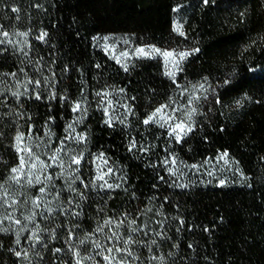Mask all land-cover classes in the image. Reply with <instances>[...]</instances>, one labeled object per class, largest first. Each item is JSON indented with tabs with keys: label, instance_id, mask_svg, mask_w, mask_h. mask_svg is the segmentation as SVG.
I'll list each match as a JSON object with an SVG mask.
<instances>
[{
	"label": "trees",
	"instance_id": "obj_1",
	"mask_svg": "<svg viewBox=\"0 0 264 264\" xmlns=\"http://www.w3.org/2000/svg\"><path fill=\"white\" fill-rule=\"evenodd\" d=\"M178 5L184 35L173 29ZM103 32L190 52L174 78L158 56L124 67L96 46ZM0 41V182L19 162L18 131L50 132L57 144L73 124L84 137L77 191L65 188L24 229L0 222V264H106V250L129 236L137 259L113 253L127 264H264V0H0ZM191 85L203 86L200 96L180 100ZM175 97L192 129L179 143L143 123ZM219 152L245 180L220 185L202 174ZM101 154L112 171L96 180Z\"/></svg>",
	"mask_w": 264,
	"mask_h": 264
},
{
	"label": "rangeland",
	"instance_id": "obj_2",
	"mask_svg": "<svg viewBox=\"0 0 264 264\" xmlns=\"http://www.w3.org/2000/svg\"><path fill=\"white\" fill-rule=\"evenodd\" d=\"M185 9L186 8L184 5H178L175 7L173 29L176 26H181L180 30L183 32ZM175 32L178 33L177 31ZM95 44L110 58H112L116 62L119 61L117 63L124 67L127 66L131 59L142 56L136 51V49L143 47L146 49L150 56H158L159 58H161L166 74L175 73V76L178 74L182 63L185 60V58L181 60L178 54L181 52H187L189 54L190 52L189 49L166 48L153 43L135 44L131 40L130 36L124 32L100 33L95 37ZM152 48L160 50V53L168 51L174 53V55L165 58L162 54L152 53ZM124 53H126V55H123ZM170 77L174 78L173 76ZM180 90L181 95H178V98H180V100H196V98H198L197 96H200L201 94V87L199 85L181 87ZM176 98L177 97L169 100L168 103H161L148 114L149 116L162 105L166 106L162 109L161 113L155 117V119L159 120L160 123H164V127L161 128L165 129L168 133H170L171 127L176 123L184 122L186 128L190 126L185 119V117L187 116L186 114H188V105L179 104L178 102H176ZM169 117H171V119H169ZM165 121L167 122L165 123ZM154 124L160 127V124ZM24 136L25 139L23 141L22 147H30L33 153L40 156L41 160H44L46 163L51 164L52 162L51 160H49V157L51 156L52 152H54L55 149L60 146V142L57 144L52 143V141H50L49 139V136L47 135L34 137L31 136L30 139L28 134H24ZM67 136L69 138L67 140H64V150L60 154L65 162L63 175L57 176V173L61 172V168L56 165H53L52 167L47 169V173L52 176V180L48 184L46 192L45 194H43L42 200L39 201V207H34L32 204V200L36 197L41 196V194L39 193V188L43 185L29 186L27 184V166L25 167L24 173L16 174L20 176V183H16L13 180L9 179V177L13 175L12 172L3 182H0V185L3 186L0 187L1 223L11 224V226H13V228L16 230L24 229L26 226L28 227L32 224L33 219L29 220L26 219V217H31L33 216V214L36 215L47 210L48 208L56 207L59 204L61 192L64 191L65 188H69L70 184L72 187L73 184L79 180L75 179V177L78 176V171H73V169H76L77 166L72 165L71 167H69V161L72 155H79L83 145L81 142L73 139V137L80 136V134H78L77 132L70 130ZM225 153L226 152H219L215 157L208 159L201 169V172H203L202 174L209 178L215 179L220 185H231L242 182L243 180H245V176L241 172L237 162L227 153V155H224ZM97 157L98 174L106 173L107 163L104 159H100L101 156ZM40 174L41 178L43 179V173ZM105 176L104 179H106ZM73 180H75L74 183ZM5 199H7L9 203H5ZM13 199L16 201V204L14 206H9L11 200ZM10 213L13 215L14 219H18L20 221L19 224L4 219V217Z\"/></svg>",
	"mask_w": 264,
	"mask_h": 264
},
{
	"label": "snow or ice",
	"instance_id": "obj_3",
	"mask_svg": "<svg viewBox=\"0 0 264 264\" xmlns=\"http://www.w3.org/2000/svg\"><path fill=\"white\" fill-rule=\"evenodd\" d=\"M205 2H207V0H205ZM13 12H18L19 10L17 8H13L12 9ZM175 11V9H174ZM180 27L181 26H176L174 28L175 31H177L180 35H184V33L180 30ZM3 36L5 38H7L9 36V33L8 32H3L2 33ZM18 35H21V36H26L27 33H18ZM47 35L46 32H42L41 35L38 37V39L40 40H43L44 37ZM107 39V38H105ZM4 41H0V43H3ZM136 51L138 53H140L142 56H147L148 58H151V56L149 55V53L146 51L145 48L141 47V48H137ZM151 52L152 53H157V54H162L165 58L169 57V56H172L174 55V53L172 52H168V51H165L163 53H160V50L158 49H155V48H152L151 49ZM123 55H126V53H124ZM179 55V58L182 60L184 58L187 57V55H189L187 52H181L178 54ZM119 62V61H117ZM125 70H127V68H125ZM11 75L15 76V73H12ZM168 75L170 76H175V73H168ZM31 82V81H30ZM40 84V81H36V85L37 87L39 86ZM203 87V86H201ZM14 96H17L19 97V93H13ZM97 95H101V93H97ZM106 95V94H105ZM37 100L41 99V97L39 95H37L35 97ZM51 98V97H50ZM62 99H64L62 97ZM219 102V101H217ZM239 101H237V104L239 105ZM166 107L164 105H162L160 108H157L152 114H150L144 121L143 123L145 125H148L150 123H158L160 124V127H164V123H160L159 120H156L155 117L161 113L162 109ZM72 111L73 112H80L81 111V105L79 103H76L74 104L73 108H72ZM105 111V115L108 114V109H104ZM188 118L190 119L191 118V113H189V116ZM169 119H171V117H169ZM79 121H75L74 123H78ZM106 123L109 124V126H111V119L109 120H106L105 121ZM123 122V121H121ZM167 121H165L166 123ZM68 129L71 130V131H74V126L73 124H69L68 125ZM192 131L191 127H185V123L184 122H180V123H176L174 126L171 127V131L169 133L170 136H175V139H176V142L179 143L181 142V140L183 139L184 136H186L188 134V132ZM45 135L47 136H51L52 134L50 132H46ZM31 138V127L29 128V139ZM69 137L66 136L64 138V140H67ZM25 139V136H24V133L22 132H17L16 136H15V150L17 152V154L19 155V164L12 168L11 169V172L13 173V175L11 177H9V179L13 180L14 182L16 183H20V176L19 175H16L17 173H24L25 171V167L27 166L28 167V172H27V184L29 186H33V185H43L39 188V193L41 194V196L39 197H36L32 200V204L34 207H39V201L42 200L43 198V194H45L46 192V188L48 186V184L51 182L52 180V176L50 174L47 173V169L52 167L53 165H56L58 167L61 168V172L60 173H57V176H61L63 175V171H64V159L63 157H61V152L64 150V140H61L60 142V146L57 147L55 149L54 152H52L51 156L49 157V160H51V164L49 163H46L44 160H41L40 156L33 153L31 148L28 147V146H23L22 147V144H23V141ZM73 139L77 140L78 142H82L84 140V137L83 136H76V137H73ZM136 147V142L135 140L132 141V143L130 144V147H129V150L131 151L133 148ZM146 150V149H145ZM23 153V154H21ZM224 155H227L226 153ZM83 159V154H80V155H72L70 157V161H69V167H71L72 165H76L77 168L76 169H73V171H79V165L81 164V160ZM100 159H103V154H101V157ZM106 162V161H105ZM175 161H173L174 163ZM168 161L165 160V164H167ZM192 167H196L195 165H192ZM112 171V169H108V173H110ZM40 173H43V179L41 178V174ZM108 173H103V174H98L96 176V180H104V176L107 175ZM75 179H79V177H75ZM75 182V180H73V183ZM80 183L81 184H84V181L83 180H80ZM223 183V182H221ZM0 187H3L2 185H0ZM85 187H87V185L85 184ZM101 188H108V189H112L114 186L112 184H108L107 181L104 182V184L100 185ZM115 187H119V185H115ZM69 188L71 189V191H77L76 189L72 188L71 187V184L69 185ZM5 193H6V190H5ZM81 199H83V194H81ZM5 203H9V201L7 199H5ZM72 201L69 200V204H71ZM16 204V201L13 199L11 200L9 206H14ZM47 211L49 213H51L53 210L51 208H48ZM34 215L31 216V217H26V219H29V220H32L34 219ZM76 215H79V213H76ZM4 219L6 220H9V221H12L16 224H19L20 221L18 219H14L13 215L10 213L8 215H6L4 217ZM105 225H108L110 223H112L111 220H108V221H105L104 222ZM123 223V221H121L120 223H118L116 226L117 227H120L121 224ZM183 223V222H181ZM135 224V220H132L128 227L130 228V231L131 232H136L137 229L135 227H133V225ZM3 231H7V229H2ZM96 231H99V232H102L103 231V226L101 227H98L96 229ZM70 236H71V233H70ZM113 236L116 237V240L118 242L121 241V237L117 236L116 233H113ZM32 238H36L35 237V233L33 234V237ZM112 237H109V240H111ZM17 243H19V239H17L16 241ZM81 243H84V241H81ZM122 243L124 245V247H117V246H113L111 248H108L106 251L108 253V255H104L103 256V260L106 262V264H113L114 261H116V264H127V262L123 259V257H121V259L119 261H117V257L116 255H114L113 253H123L125 254L126 256L128 257H132L133 259H137V257L134 256L133 252L131 250H129L128 246L135 243V241L132 239L131 236H129L128 239H124L122 240ZM153 243H155V241H153ZM93 246L95 248H100L101 245L99 242H94ZM191 247V245H190ZM57 252L61 251L60 249H56ZM16 255L19 257L21 255L20 252H16ZM77 256H79V253H76ZM153 259H155V257H153ZM77 264H80V260L78 259L77 260Z\"/></svg>",
	"mask_w": 264,
	"mask_h": 264
}]
</instances>
